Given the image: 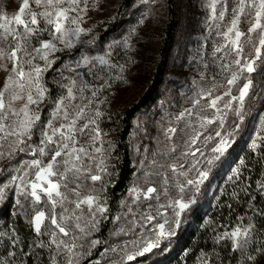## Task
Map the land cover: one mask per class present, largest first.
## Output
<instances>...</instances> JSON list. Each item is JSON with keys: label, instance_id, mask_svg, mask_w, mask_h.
Instances as JSON below:
<instances>
[{"label": "rangeland", "instance_id": "1", "mask_svg": "<svg viewBox=\"0 0 264 264\" xmlns=\"http://www.w3.org/2000/svg\"><path fill=\"white\" fill-rule=\"evenodd\" d=\"M120 1L87 0V11L79 12V16L82 17L79 24L73 25L70 20L65 24L69 29L78 26L86 30V32L80 33L78 40L75 37H70L73 42L71 48L66 47L59 40H53L51 26L43 20L39 24L42 31L28 41V50L32 55H37L32 52V49L39 47V40H53L57 50L48 54V60L53 61V63L41 76V85L46 89V92L38 105L30 106L33 113L40 115V121L33 129L32 139L27 143L32 145L33 149L43 147L44 145L40 143L42 139L40 132L42 128L45 131H50L46 128L48 121L52 119L53 126L57 128L68 124L75 117L77 106L88 104V99L92 98V91H96V97L92 98L93 103L85 110L87 115L77 120L76 127H81L87 122L88 117H92L96 119L100 136L93 140L94 133L91 129L96 125H89V129L85 130L84 134L77 133L78 142L75 147L83 146L91 157L90 159L89 156L81 154L82 160L77 163L91 167L92 174L100 176H102L103 171L111 167L113 160L111 150L114 134L110 132L111 116L123 113L125 109L133 106L149 88L165 37L163 30L168 1L148 0L146 3L145 0H136L131 6V10L126 14L129 17L128 23L123 24L117 34L102 38L100 32L105 26L104 21L107 17L114 18ZM21 3L22 0H0V13L11 17L17 12ZM208 3L209 0H175L173 2L180 13V17L176 19L180 23V28L176 36L172 38L167 53L168 64L167 68L164 69L165 79L160 84L158 83L162 97L155 105L140 112L134 121L132 144L137 173L127 192L125 212L115 215L108 213V200L103 192V179L93 182L85 174L79 181H76L82 185L78 189L81 198L85 195H93L106 209L103 213H96V220L99 223L94 230L86 229L87 235L74 230L77 237L75 241L71 237H63L57 231L60 239L83 245V248L75 249L82 254L76 258L79 264L83 261H95L96 264H117L123 260L127 261L128 254L134 255L136 251H142L147 241L155 240L156 233L159 231L155 227L157 222L163 223L164 219L171 222L174 219L173 208L167 207L172 200L182 197L186 202L190 198L196 201L202 194L203 188L206 187L207 189L211 184L210 193L212 192L217 182L211 181V174L219 161L213 157L219 156L221 160L237 136L245 132L249 136L251 144L255 141L260 146L264 142V47L261 48L260 59H256L255 56V47H260V31L248 33V29L254 21L253 14H250L251 10L246 9L245 14L240 17L238 27L241 32L246 34L241 38L244 59L255 60V71L243 73L235 85H228L227 79L231 78V71L236 70L237 66L233 64L229 69L225 68L224 65L231 64L232 60L236 58L235 54L225 55L228 49H224L222 52L215 50L227 43L222 33L227 31L230 26L233 19L232 9L237 7L239 0H227L228 11L223 20L211 19ZM31 6L34 11L42 10L36 8L34 4ZM80 7H84L83 0ZM220 10L221 3L218 2L217 13ZM77 14V12H70L69 16L75 17ZM43 29L48 30L43 31ZM0 46L7 47V43L0 44ZM85 56L89 58L88 63H84L82 60ZM101 56L108 60L107 65H101L98 59H94ZM4 62L0 61V63ZM33 64L42 68L45 67V61L39 59L38 56ZM111 65H116V67H111ZM8 66L11 68L12 65L9 63ZM121 66L123 70H121ZM50 69L53 70L50 79L55 85V94L58 96L51 104L47 99L48 88L45 85L47 71ZM25 70H29L28 65H25ZM7 74L0 70V88L3 87ZM247 76L251 77L253 88L245 98L243 108L240 109L238 100L232 101L230 108H224V104L230 100V97L224 96V93L230 90L232 96L238 97L240 87L246 82L244 77ZM73 81H75L74 86ZM85 84L87 87L84 88L83 92H80L79 89ZM69 87H72L75 99H65ZM208 90H213V97L217 95L223 97L217 105L220 109L219 112L216 109L207 108L208 100L211 97L201 98L199 95ZM32 91L35 97V89ZM82 96L84 99H81ZM61 99L64 101L63 107L60 114L53 119L51 114ZM196 99L200 100V105L194 107L193 101ZM23 103L24 101H17L14 103V107L19 110ZM202 107L206 109L203 112H201ZM64 109L70 114L68 120L64 119ZM186 109H191L192 114L189 115L185 112ZM95 110L100 111L99 117L95 116ZM237 110H240V115L236 114ZM181 113H185L183 119L177 120ZM201 116L211 118L215 122L206 124L205 127L201 128ZM241 116L243 117L242 120ZM221 121H223L222 124ZM169 128H176L177 132L169 134L167 132ZM218 131L221 133L220 137L216 136ZM196 132L202 133V135L196 145L190 147L188 142ZM209 136L211 139H206ZM221 137H226L230 145L223 155L212 152V149L219 144ZM52 147L51 145L48 146L49 149ZM97 148L100 149L99 152L96 151ZM196 148H199L200 151L196 152L195 156L184 155L185 152L191 153ZM7 150V145L0 149V151L5 152ZM51 154V151L44 157L37 154L35 158H42L46 163L51 159ZM33 158L31 151L26 150L25 152H17L12 157L0 159V187H3V199L0 200V204L6 198L14 196L25 206L21 208L15 203L14 211L26 212L29 220L39 210L45 211L48 215L51 204L41 194V203L33 205L31 197L25 199V196L19 193L17 184L20 182L9 184V181L13 175H23V171L17 173L15 169L24 161H30ZM210 159H213L212 164L208 163ZM101 160L103 161L102 164L100 163ZM193 164H195V168L192 167ZM98 165L99 167H97ZM172 165L177 166L176 172L172 171ZM180 165H184V167L181 168ZM234 169H238V167L236 166ZM57 170L63 171L64 166L60 165ZM198 170L208 171V178L199 185L197 190L195 185H188L186 181L198 179ZM28 171L29 175L24 177L25 181L34 179L35 170ZM182 172L186 175H181ZM165 177H167V183H165ZM52 179L57 180L58 177H52ZM104 182L107 184V179ZM178 184L185 185L184 193L179 192ZM4 185L8 186L4 187ZM73 187H75V183L68 184L69 189ZM148 187L157 189V193L152 194L154 198L151 200L144 199L143 195ZM133 189L137 191L134 192ZM165 189H167V193H165ZM60 190L67 194L69 199H76L68 189L61 187ZM137 194H139V199H137ZM157 195L160 197L159 200L155 199ZM56 199L59 200L60 198L57 197ZM161 204L165 205V208L160 209L164 215L156 216V220L146 227L138 226L143 225V221L140 219L141 213L156 215L155 210ZM149 205L152 207L149 208ZM190 206L181 213L180 226L188 219ZM63 207L69 209V213L65 215H70L75 206L65 201ZM81 208L82 211L76 210V215L83 216L81 223L84 224L90 219L89 209L87 205H82ZM62 211L61 205L58 204L55 209L58 218ZM133 221L137 223H133ZM105 223H109L110 226L107 227L104 225ZM49 224L50 222L46 220L45 227ZM165 227L167 229L169 225ZM42 230L44 232L43 228ZM44 234L47 236L52 256H54L57 249L54 244H51L50 234L48 232H44ZM91 240H97L99 243L93 247L90 245ZM133 240L138 242L135 246L131 243ZM165 240H167L166 237H162L160 243ZM112 249H116V251H112ZM88 252L91 254L84 255ZM66 258L67 252L65 250L63 257H58L59 264H65ZM8 260L0 253V264H12Z\"/></svg>", "mask_w": 264, "mask_h": 264}, {"label": "snow or ice", "instance_id": "2", "mask_svg": "<svg viewBox=\"0 0 264 264\" xmlns=\"http://www.w3.org/2000/svg\"><path fill=\"white\" fill-rule=\"evenodd\" d=\"M82 0H22L21 5L19 6L17 12L9 17L7 14L0 13V44L7 43V47L0 46V61H5L0 63V70L8 73L5 77L3 87L0 88V149H3L7 145V151H0V159L6 157H12L17 152H25L26 150L31 151V155L34 157L30 161H24L19 167L15 169L17 173L23 171V175H13L9 181V184H14L17 181L20 183L17 184V189L21 195L25 196V199L28 197L32 198L33 205L41 203V194H43L47 201L51 204V209H49V214L46 215L45 211L39 210L31 218L29 223L31 224L34 232L37 235H42L44 232H48L51 236V244H54L57 252L54 256L51 257V264H59L58 257H63L64 251L67 252V258L65 264H79V261L76 259L82 254L79 251H75L77 248H83V245H77L74 242L69 243L64 239H60L57 235L58 233L62 234L63 237H71L73 241L77 239L74 234V230H78L80 233L87 235L86 229H95L99 221L96 220V213H103L106 209L98 202L97 197L93 195H85L81 198V194L78 191L82 187L79 181L82 176L87 174V178L93 182L101 180V176L97 174H92V168L85 166L83 163H77L82 160L83 156H89L88 151L83 146L75 147L77 144V133L84 134L85 130L89 129V125H96L92 128L91 131L94 133L92 136L93 140H96L100 136V129L96 124V119L88 117L87 122L84 123L81 127L77 128L76 123L78 119L84 118L86 114V109L93 103V99L97 95L96 91H92V98L88 99V104L78 105L77 111L75 112V117L70 120L66 125H61L59 128L54 127L52 124V119H50L46 125V128L50 131H45L41 129L40 140L43 147L38 149H33L32 145L27 142L32 139L33 129L35 128L38 121H40V115L33 113L30 106L38 105L46 89L41 85V76L48 67L51 66L53 61L48 60V54L52 51H56V44L53 40H59L61 43H64L66 47L71 48L73 46L72 39L70 37H75L79 39V35L82 32H86L85 29L81 27H75L69 29L65 26L67 21H71L73 25H78L82 19L79 16V12L87 11V0H83L84 7H80ZM147 3L148 0H145ZM221 3V10L217 13V3ZM32 4L36 8L42 9L37 12L32 8ZM211 10V19L212 20H223L225 13L228 11L227 0H209L207 5ZM246 9L251 10L250 14H253V23L248 29V33H255L258 30L260 31L259 45L260 47H255V56L256 59H260L261 48L264 47V0H239V3L236 8L232 9L233 19L231 20L230 26L227 28V31L222 33V36L225 38L227 43L222 47L216 48V52H222L224 49H228V52H225V55L230 53L235 54V59L232 60L231 64L224 65L225 68H231L234 64L236 70L231 71V78L227 79L228 85H235L237 81L241 78V75L245 72L252 73L255 71L254 65L255 60H245L243 53L244 48L241 44V38L246 34L239 30L240 17L245 14ZM70 12H77V16L70 17ZM43 20L47 25L51 26V32L53 40H39V47H34L32 52L37 55H32L28 50V41L37 36V33L42 31L39 28L40 21ZM36 26V27H33ZM22 29V30H21ZM48 29H43L47 31ZM250 42V40H249ZM39 57V59L45 61V67H40L39 65L33 64V61ZM101 65H107L109 62L103 56L97 57ZM84 63L89 62L87 56L82 58ZM9 63L12 65L9 68ZM25 65L29 66V70H25ZM111 67H116V65H111ZM121 70H123L121 66ZM246 82L239 89V96H232L231 91H226L224 96H229L230 100L224 104V108H230L231 102L238 100L240 104V109L243 108L244 100L248 96L249 91L253 88V81L250 76L244 77ZM73 86L75 81L72 82ZM87 87L85 84L84 87L79 89L80 92L84 91V88ZM103 87V86H101ZM32 89H35V97L33 95ZM201 98L211 97L208 100L207 108L216 109L217 112L220 109L217 107L218 102L223 98L222 96H214L213 90H208L202 92ZM73 94L72 87L68 88L67 97L65 99H75ZM81 99H84L82 96ZM17 101H24L23 106L17 110L14 107V103ZM64 101L61 99L57 102L56 108L52 112L51 116L54 119L57 115L60 114L63 107ZM200 105V100L196 99L193 101V106ZM205 108H201V112L205 111ZM189 115L192 114L191 109H186ZM237 115H240V110H237ZM69 112L64 109L63 116L65 120L69 119ZM101 115L99 110H95V116L99 117ZM185 113H181L177 120L183 119ZM243 117L241 116V120ZM215 121L206 116H201L200 127H205L206 124H212ZM223 121H221V124ZM169 134H175L177 132L176 128L167 129ZM202 133L196 132L190 139L189 146L196 145L199 137ZM216 136L220 137L221 133L216 132ZM171 138V136H169ZM206 139H211V137H206ZM53 146L51 149L48 146ZM71 145V147H70ZM228 144L226 137H221L219 144L212 149V152L219 153L223 155L227 150ZM252 147L255 149L258 147L255 141L252 143ZM51 151V159L46 163L42 158H35L37 154L40 157L47 156ZM97 152L100 151L99 148L96 149ZM175 151V149H172ZM200 151L199 148H196L191 153L185 152L184 155L191 154L195 156L196 152ZM59 158V159H58ZM91 159V157L89 156ZM213 159L218 160L219 156H214ZM213 159L208 161L209 164H212ZM102 164L103 161L101 160ZM243 163V161H241ZM60 165L64 166L63 171H58ZM99 167V165L97 166ZM179 167L183 168L184 165ZM195 168V164L192 165ZM172 171H177V166H171ZM35 170L34 179L25 181L24 177L29 175L28 170ZM102 170V169H101ZM199 171V170H198ZM239 170L234 169L233 175H238ZM71 173V176H69ZM181 175H186L182 172ZM52 177H58L57 180H53ZM208 178V171H199V178L196 180L188 179L186 183L188 185H195L197 190L199 185ZM231 179V177H229ZM63 182V183H62ZM167 177H165V183H167ZM69 183H75V187L68 188ZM8 185H4L7 187ZM64 187L72 193L76 199L71 200L69 196L62 192L60 189ZM180 193H184L185 185L178 184ZM259 187L264 189V183H259ZM30 189V191H29ZM136 192V189H133ZM167 193V189L164 190ZM153 193H157L155 187H148L143 193L144 199L151 200L153 199ZM60 199L57 200L56 198ZM139 194H137V199H139ZM3 199V187H0V200ZM156 200H159L160 197L157 195ZM67 201L69 204H74V209L71 210L70 215H65L69 213L67 207H63L64 202ZM195 203L194 199H189L187 202L181 197L180 199L172 200L167 207L173 208L174 219L170 222L168 219H164L163 223L157 222L155 227L159 229L156 233L155 240L147 241L146 246L143 250H138L135 254H128L127 259L133 260L135 256L143 255L145 252H149L154 247H158L162 237H168L175 235V230L180 227L181 213L189 208L190 204ZM16 204L20 205L21 208H24V205L21 204L19 199L16 200ZM60 204L63 211L59 214L55 212L57 205ZM82 205H87L89 209L88 219L84 224L81 223L83 220L82 215H76V210H81ZM152 205H149L151 208ZM161 208H165V205L161 204L156 208V215L150 213H141L140 219L143 221V225L138 226H147L156 220V216L164 215L160 212ZM95 209V210H93ZM178 209V210H177ZM131 211V209H130ZM25 214H27L25 212ZM264 215V213H261ZM50 222L49 226L45 227V221ZM133 223H137L133 221ZM166 225L169 227L166 229ZM255 226L252 224L247 225L246 227H241L239 225L233 227L229 231H224L221 234L215 237L217 243L221 241H230V251L239 252L242 255L246 256L247 261L257 262V256L248 253V249L254 243V237L252 229ZM42 228L44 232H42ZM123 231V229H121ZM4 235L0 233V236ZM10 243L12 248H15L19 243L18 237H10ZM99 241L91 240L90 245L95 246ZM134 246L138 243L133 240L131 242ZM42 246V245H41ZM116 251V249H112ZM254 252L258 253L261 259H264V244H261L260 247L254 248ZM14 251H9L8 256L14 257ZM88 252L84 255H90ZM28 255V253H25ZM201 264H209L207 254H203L200 258Z\"/></svg>", "mask_w": 264, "mask_h": 264}, {"label": "trees", "instance_id": "3", "mask_svg": "<svg viewBox=\"0 0 264 264\" xmlns=\"http://www.w3.org/2000/svg\"><path fill=\"white\" fill-rule=\"evenodd\" d=\"M135 1H120L114 18L107 17L104 21L105 26L100 32L102 38L117 34L123 24L128 23L129 17L126 14ZM167 1L163 30L165 37L154 68L153 80L133 106L125 109L123 113L111 116L110 132L114 134L111 150L113 160L111 167L103 171L101 176L109 214L125 212L127 192L137 173L132 144L134 121L140 112L155 105L162 97L158 83L165 79L167 53L172 38L180 28V23L176 20L180 17V13L173 4L175 0ZM52 72V69L47 71L45 80L50 104L58 97L55 94V85L50 79ZM236 166L239 172L238 175H233ZM106 179L107 184L104 182ZM211 181L217 182L214 189L210 193L212 184L207 189L203 188L202 194L190 206L188 219L175 235L166 237L167 240L151 251L136 256L133 260H123L117 264H201L200 258L205 253L209 264H256L247 261L246 256L239 252H231L230 241L217 243L215 240V237L224 231H229L237 225L246 227L249 224L255 227L252 229L254 243L248 249V253L257 256L258 264H264V259L253 251L254 248L264 244V215L261 214L264 213V189L259 187V183H264V142L254 149L245 132L237 136L228 152L221 160L219 158L212 170ZM15 203V197L11 196L0 204V233L4 234L0 236V253L12 264H51L52 250L47 236L37 235L34 232L29 217L23 211H14ZM104 225L110 226L109 223ZM10 237L19 239L15 248L11 246ZM9 251H14L15 256H8ZM80 264H96V262L83 261Z\"/></svg>", "mask_w": 264, "mask_h": 264}]
</instances>
